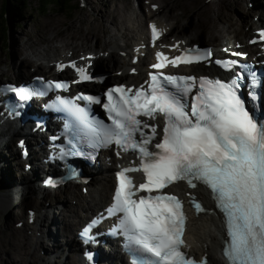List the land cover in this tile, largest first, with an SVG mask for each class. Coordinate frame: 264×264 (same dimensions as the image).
Masks as SVG:
<instances>
[{
  "label": "snow or ice",
  "instance_id": "1",
  "mask_svg": "<svg viewBox=\"0 0 264 264\" xmlns=\"http://www.w3.org/2000/svg\"><path fill=\"white\" fill-rule=\"evenodd\" d=\"M151 28L155 41L161 33L155 25ZM211 55L210 50L191 49L169 61L157 53L158 62L152 67L161 69L166 61L173 66L199 63ZM216 63L229 70L237 66L235 61ZM77 72V82L93 79L83 68ZM250 76L249 95L257 101L260 96L256 89L264 87V81L255 73ZM244 79L240 73L227 83L151 75L147 89L110 88L102 104L110 124L92 117L88 109L60 100L62 110L74 118V130L90 147L115 145L118 155L132 152L139 159L138 166L124 167L117 173L113 203L107 210L118 218L115 231L125 237L131 264H207L187 258L181 251L186 224L183 203L164 192L181 181L191 188L199 182L214 194L217 207L225 215L228 241L224 255L229 264H264V120L255 119L239 95ZM197 86L189 104L188 97ZM45 87L50 90L66 85L49 82ZM8 90L20 101L44 94L28 87ZM77 99L102 103L101 98L93 96ZM159 117H163L160 133L157 124L147 123ZM137 172L144 177L138 185L128 175ZM47 183L55 186L51 180ZM194 207L197 212L204 211L198 202ZM92 227L82 233L85 238ZM87 259L92 260L91 254Z\"/></svg>",
  "mask_w": 264,
  "mask_h": 264
},
{
  "label": "bare ground",
  "instance_id": "2",
  "mask_svg": "<svg viewBox=\"0 0 264 264\" xmlns=\"http://www.w3.org/2000/svg\"><path fill=\"white\" fill-rule=\"evenodd\" d=\"M216 2H218V0H214V2H210V3H216ZM152 3L156 4L154 2ZM185 3L188 7H192L191 0L190 1L186 0ZM114 5H115V8L111 12L113 13L111 19H108L107 17H101L100 19L96 18L94 22L92 23V26H90L89 28L92 30V28L95 27L96 25H97V28L99 26V29L97 30L98 31L100 30L102 34L104 33L111 37V42L108 45H111V48H114V53H112L113 58H110V59L101 58L97 61L96 65L99 64L101 65V67H105L106 71L110 73L107 80L111 79L113 82H116L117 80H124V79H130L132 82H134V81L139 80L140 78L144 79L145 76L142 71L137 77H134V76L130 77L127 75V70L129 66L128 62H129L130 55L132 54L134 47L140 45L144 37L148 33L147 28H145L144 26L145 24L144 21L146 19H159L156 21L160 24V26L167 28L168 32H171V31L173 32L174 29H176V25L180 23L181 20L178 17H174L173 20H175L176 22L172 23L169 21L168 23H166L167 19L163 21L162 20L163 18L161 16L159 17L158 15H156L157 12H154L151 10L146 12L142 8L139 9L140 10L139 14H136L134 12L133 14L132 11H130V9L128 8V12H126L127 15H124L122 12L116 9L118 8V6L116 4ZM258 6H257V11L261 12V16L262 18H264V0H260L258 2ZM159 10H160L159 12H161L162 10L163 11L167 10V12H170V10L172 11V8L170 9L167 4L162 3V8ZM205 14H203L202 16H198V17H200L202 22L203 21L205 22L204 23L205 30L203 31H205L210 37V41H209L210 44L208 43V45L214 46L215 48H219L222 46L221 44H223L224 42L229 43L227 42V39L235 38L233 35L235 34L236 31H238V33L240 34V38H237V40L243 41L245 39L244 38L245 34L244 33L242 34V24H244L246 21H244L243 19H242L243 20L242 23L240 22V25H239V22L237 21V23L234 24V29L230 25L229 26L230 30L228 28L226 31L223 28H218L214 26L212 22L209 23L207 20L205 21V19L207 18ZM172 15L175 16L174 14ZM81 23H84V22L82 21ZM110 23L115 24V26H113V29L109 26ZM76 25L77 23H75L74 26L76 27ZM238 25H239V29L238 28L236 29ZM70 27L71 26H69V29H71ZM193 27L189 26V28L185 30L186 31L185 37L183 38L177 37L175 41H178V40L192 41L193 39H195L198 33L195 32L196 30ZM87 34L88 35L85 38H88L90 35H92L90 31ZM93 40L95 42H93V44L88 46V44ZM51 41L53 40H49L46 42L47 48L45 50H40L36 48V46L39 45L38 43H40V40L37 41L36 46L34 47L32 44H27V45L25 44V51L27 52L25 55H27V57L23 56L19 64V66L23 68V70H20L21 68L19 70H16V75H18L20 79L24 77V74L29 73L27 65L30 64V66L35 67L34 64L36 63V60L33 61L34 60L33 58H36L37 61H40V59L38 60V58L44 56V54L47 53V51L52 50L53 43ZM103 41H104V37L103 38L94 37L93 39L91 38L89 42H85V45L82 44L80 48L86 49V46H87L88 50H93L94 48L98 47L99 44L105 45ZM77 48L78 47L70 49V50L74 51ZM38 51L41 53H38ZM117 52L125 53L127 55L121 57ZM146 64L147 63H145V59H143L138 65L139 69L142 70ZM37 67L39 68V66ZM115 68H119L116 71H119L120 69H124V74L121 77H115L113 75V73L115 72ZM110 69H112V71H110ZM46 72L52 73L50 70H46ZM0 77H2L1 74H0ZM25 133H26L25 129L18 130L11 126L7 128L5 127L0 128V178L2 175H5V179H6V177H8V174H6V172L10 167H12L11 162L9 164L7 161L4 160L6 157L3 155V148L4 150H7V152H10V158H12V154H14V152L18 154V161L16 162L15 160L13 163H15L14 166H17L16 167L17 172L20 171V168L22 167L24 161L21 159L19 153L17 152L18 148L16 144H14V139L16 137H22ZM37 135L38 134L35 133L31 136L33 137L32 141H30V139L28 138V143L30 145V151H31L30 156L32 154L31 162L34 161L36 164H38L37 165L38 168L36 169L35 167H33L31 169L32 172L28 174L23 169L22 170L23 172H21L20 174V177H21L20 182H22V184L19 183V181L18 183H16L15 181L17 180H15V178H14V181H11L10 183L15 182L16 183V185H14L15 187L17 186L21 187V185L25 184V182L27 181L28 185L30 184V186L36 189L37 193L39 194L44 193L43 194L44 197L42 201L45 199L44 202L46 203L45 204L44 202L42 203L40 199L41 197H38V201H37L38 195L33 190L28 189L27 186L25 185V188H27L28 190L27 193L29 194L30 191H33L35 193L34 195L36 196L35 197L36 201L34 204L36 205V211L33 216L34 218L33 225L35 224L37 226L38 233L37 234L35 233V231L37 230L36 226L32 228L34 232H31V235L25 233L23 230L18 231L17 228H14L12 226L11 227L12 229L10 230L11 233L9 236H7V239H6L7 243H11V244L14 243V245H9L8 247L9 253L19 255L18 260L24 259L25 261V259L28 257L34 258L35 260L32 262L34 264H49L46 257L52 260L53 264H57L59 261L58 258H61L62 253L64 254L63 246H68V247L70 246L71 248L69 250V253L65 261H59V263L68 264V261L70 262L73 261L74 264H81L79 259H78L79 261H75V258H74V255L77 254L81 249H80V243L76 240V237H73L72 232L75 227L80 226V224L86 219V216L89 214V212L93 210L94 211L100 210L105 204V202H107L110 196L109 194L110 189H112V186H113V177L110 175L111 170L109 169L102 170L99 174L93 175L91 182L87 184L82 183L83 186L88 187L87 195H79L77 191L75 190L76 183L82 182L81 179L79 180L76 179L74 182H71L69 184L70 186H64L63 188H59L56 191L55 190L53 191L52 189H46L44 187L42 188L41 185L36 187L34 185V182L38 178V174L42 169L41 168L42 163L40 161V157L43 155V153L40 152V149L38 147H34L35 145H37L36 144ZM26 162L28 163V161ZM7 163L8 165L6 166L5 164ZM14 174L17 177L16 171H14ZM42 174H46V173L43 172ZM69 187L70 189L73 190L72 193H70ZM173 191L175 192L181 191V194L184 197L187 192L194 193L198 195L199 197H202L207 203H209L208 193L204 189L189 191L185 189L184 186H180L178 188H174ZM58 193H60V195H63V194L67 195V196L65 195V197L62 196L63 198H67L70 194H72V198L78 199V204H77L78 206L74 207L72 205V207H69V208L66 207L65 209H63L61 212L57 214H52L53 208L57 205V204L55 205L54 203H57V199L55 197H56V194ZM48 202L50 203L47 206ZM21 203L25 204V202H21ZM16 205H17V210H18V203ZM52 205L54 206L52 207ZM43 210H45V213H43ZM17 214L20 220L24 222V227L26 229H29L30 224H29L28 219L32 217L30 215H27L26 212L24 213V215H22L23 210L22 212L18 211ZM62 214H65L63 217V220L59 222L58 220H54L49 223L48 225L49 228L44 227V221L46 219L48 220L50 216L52 217L54 215L63 216ZM52 217H50V219ZM58 235H62V238H59V242L62 248H58V246H54L55 242L49 240V236H51V238H56L58 237ZM71 235L72 237H70ZM222 238L225 239V233H224L223 227L221 226V220L215 213L208 214L205 216H202V215L196 216L193 213L189 215L188 231H187L186 239L190 246V250H189L190 254L200 255V256L207 254L210 258V264H224L221 258L218 256V251L222 249ZM68 242L70 244H68ZM41 243H42V247H41ZM49 243H51L50 249H48L47 247V244ZM55 249H57L56 252H54ZM42 251H44L43 255L41 254ZM102 256L105 258L107 254L103 253ZM112 258H116L118 263L112 260L111 261L107 260V263H106V260H105L104 262H102V264H105V263L106 264H127L126 262H124L123 257L120 254H114Z\"/></svg>",
  "mask_w": 264,
  "mask_h": 264
},
{
  "label": "rangeland",
  "instance_id": "3",
  "mask_svg": "<svg viewBox=\"0 0 264 264\" xmlns=\"http://www.w3.org/2000/svg\"><path fill=\"white\" fill-rule=\"evenodd\" d=\"M158 3L162 6V3L167 4L168 7L171 9L170 12H167V10H162L161 12H158V16L162 17V20L167 19V22H176L173 20L174 17L180 18L181 22L176 25V29H174L173 33L170 37H185V33L187 28L193 27L198 33L197 38L195 41L202 43V44H210V37L208 34L203 31L205 30V22L200 19L198 16H202L205 14L207 17L205 21L207 20L209 23L212 22V24L218 28H223L227 31L229 26L231 25L234 29V24L237 23V21L242 23V21H246L244 24H242V34L246 33L250 25L256 26L254 24V15L257 14V6L258 2L260 0H218L216 3H210L209 0H191L192 1V7H188L185 3L186 0H77L76 6L77 10L72 15H61L57 10L50 11L47 14L40 13L37 8V2L36 0L31 1L27 8L20 10V17L15 18L12 20L9 15H6L1 19V32L3 33L0 36V74L2 77H0V82H14L18 83L17 78H15V72L16 70H19L21 67L19 66L20 60H22L23 56L27 52L25 51V44H32L33 47L36 46L37 41L40 40L39 45L36 46L37 49L45 50L47 48L46 42L49 40L53 43V46L59 43H62L63 45H67L68 41H76L74 42L70 48H76L80 47L82 44L85 45V42H89L91 38L94 37H104L103 43H105V46L107 44H110L111 37L107 34H102L99 29V26L97 28V25L91 29L90 26H92V23L94 20L100 19L101 17H107L108 19H111L113 9L115 8L116 4L118 8H116L118 11L122 12L124 15H127L126 12H128V8L130 11L135 10V13L137 14L139 12V8H144L145 11L147 8H149L150 3L152 2ZM190 1V0H188ZM254 1L255 6L254 9L249 14V6ZM168 2V3H167ZM1 4L2 0H0V10H1ZM259 7V6H258ZM1 14V11H0ZM64 14V13H63ZM134 14V13H133ZM174 14L175 16H173ZM165 16V17H163ZM167 17V18H166ZM243 19V20H242ZM262 20V19H261ZM6 21V25L4 22ZM84 23H81V22ZM75 23H77L76 27L74 26ZM146 26V22H144ZM81 26H80V25ZM239 25L236 27V29H239ZM69 26H71L69 29ZM109 26L113 29V26L115 24L110 23ZM197 26V27H196ZM201 26V27H200ZM232 29V30H233ZM7 30V31H6ZM86 30V31H85ZM230 30V28H229ZM228 30V32H229ZM92 35H90L88 38H85L88 34V32ZM111 32V31H110ZM234 34V33H233ZM94 35V36H93ZM234 37L240 38V34L238 31L235 32L233 35ZM243 37V36H242ZM49 38V39H48ZM51 38V39H50ZM237 38H231L227 39L228 41H235ZM29 42V43H27ZM95 42L94 40L91 41L88 45L90 46ZM34 43V44H33ZM71 43V42H70ZM102 45H98V48ZM27 47V46H26ZM69 48V49H70ZM107 48H104L105 51ZM28 50V49H27ZM87 51V50H85ZM38 53H41L38 51ZM113 58V57H112ZM116 58V57H115ZM114 58V59H115ZM27 61V60H26ZM28 62V61H27ZM37 63V60H36ZM28 67V74H24L23 78H28L31 76L30 64L27 65ZM119 68H115L118 70ZM20 70H23L21 68ZM27 70V69H26ZM112 71V69H110ZM24 73V72H22ZM16 139L14 140L15 143ZM3 155L6 157L4 160L7 161L9 164L11 162L12 167H10L6 174H8V177L5 179V175H2L0 178V264H34L32 263L35 259L28 257L25 259L18 260V256L16 254L9 253V245H14L11 243H7V236L10 235L11 227H16L20 230H23L24 227H19L18 223H20V218L18 217L17 212L20 211L23 214L30 209H33L36 211V196L37 201L38 197H41V201L43 199V194L37 193L36 189L28 185L27 181L25 184L21 185V187L17 186L15 187L16 183L20 182V174L23 172V166L20 168V171L17 172V166H14L15 163H13L15 160L18 161V154L14 152L12 154V158H10V152H7V150H4L3 148ZM5 164L6 166L8 165ZM14 171H16L17 177L14 174ZM13 183H10L11 181H14ZM36 181V180H35ZM11 185H10V184ZM25 185L28 189H31L33 191H30L28 194L27 188H25ZM34 185L36 187L39 186V184L34 182ZM33 185V186H34ZM14 188H13V187ZM10 187V188H9ZM81 186L76 185L77 193L79 195H83L81 192ZM95 190V188H94ZM73 190L71 189L70 193H72ZM80 192V193H79ZM91 192V191H90ZM66 194L60 195V193L56 194L57 203H61L59 206L56 205L53 208L52 214H57L61 212L66 207H72L71 200L72 197L68 196L65 197ZM67 196V195H66ZM15 200V202H14ZM45 200V199H44ZM42 201V203L44 202ZM64 200V201H63ZM68 200V201H67ZM60 201V202H59ZM21 202H25L21 203ZM18 203V210H17V204ZM46 202H44L45 204ZM48 206V205H47ZM54 205H52L53 207ZM74 206V205H73ZM78 205L74 206L77 207ZM44 213V210H43ZM51 214V215H52ZM21 215V216H22ZM60 215H54L51 219L44 221V227L49 228L48 225L50 222L54 220L61 221L63 220V217L65 214ZM60 216V217H59ZM22 223V222H21ZM10 227V229H9ZM77 227L73 229L74 231ZM25 232L27 234H31V230L25 229ZM55 233V232H53ZM72 237V235L70 236ZM59 238H62V235H58L56 238H51L49 236V240L55 242L54 246H58V248H62ZM68 244H70L68 242ZM51 243L47 244L48 249H50ZM42 247V243H41ZM63 246V250H64ZM57 249L54 250L56 252ZM14 253V252H13ZM220 256V254H219ZM67 255L62 253V257L58 258L59 261H65ZM76 258V257H75ZM49 264H53L52 260H50L48 257H46ZM30 261V262H29ZM57 264H62V263ZM12 262V263H11ZM56 262V261H55ZM54 262V263H55ZM68 264H74L73 261H68Z\"/></svg>",
  "mask_w": 264,
  "mask_h": 264
},
{
  "label": "trees",
  "instance_id": "4",
  "mask_svg": "<svg viewBox=\"0 0 264 264\" xmlns=\"http://www.w3.org/2000/svg\"><path fill=\"white\" fill-rule=\"evenodd\" d=\"M33 0H2L1 14H0V36L1 32V19L9 15L12 20L20 17V10L27 8V5ZM77 0H36L37 8L40 13L47 14L50 11L57 10L61 15H72L75 10ZM64 13V14H63ZM6 25V21L4 22ZM7 31V30H6Z\"/></svg>",
  "mask_w": 264,
  "mask_h": 264
}]
</instances>
